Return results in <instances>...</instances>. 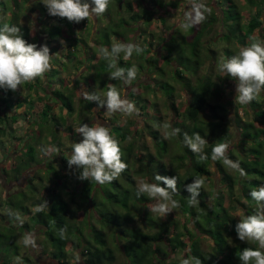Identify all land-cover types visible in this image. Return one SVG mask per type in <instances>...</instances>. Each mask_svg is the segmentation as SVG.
<instances>
[{
    "label": "trees",
    "instance_id": "16d2710c",
    "mask_svg": "<svg viewBox=\"0 0 264 264\" xmlns=\"http://www.w3.org/2000/svg\"><path fill=\"white\" fill-rule=\"evenodd\" d=\"M191 1L190 8L183 5L179 12L183 0H117L112 4L110 2L108 10L102 16L90 20L92 26L89 29L85 25L78 30L80 23L50 16L46 6L38 0H0V18L4 17L10 25L19 26L24 39L29 43L39 46L38 33L45 36L41 45L47 44L54 62L43 77L23 85L28 90L39 88L35 91L36 99L30 98L27 93H21L22 89L19 88L16 92L0 88V102L5 104V109L0 111V135L8 134V129L5 131L2 126L7 125L8 121L16 122L20 117L36 120L37 130L33 129L36 134L32 136L37 138V142L24 146L21 151V163L12 161L10 167L13 174L23 170L22 164L27 169L31 164L39 163L41 159L37 157L40 152H45L46 144L58 149L56 154H60L63 161L66 159L65 164L68 166L67 158L70 155H63L64 151L60 149L63 141L59 133V127L67 124L66 118L61 114L52 113L54 105L58 104L60 109L72 115L76 83L80 82L85 84L88 92L99 94L106 93L107 85L113 84L123 96L121 89L126 85L119 80L108 79L107 61L98 54L99 48H110L113 37L116 41L129 42L132 38L130 36L136 30L142 35L141 41L144 44V52L141 55L134 53L128 60L121 56L118 61L120 67L129 68L135 64L139 69L127 96L135 102L140 114L132 117L119 112L112 114L109 126L111 134L120 142L122 159L127 163L128 169L118 179L108 183L105 189L94 181L81 180V191H85L84 203L92 192L93 204L89 200V207L95 206L96 211L90 209L82 214V208L85 206L80 203L77 209L73 210L70 202L62 195V191L68 190L64 181L66 176L53 167L51 160L46 162V167L54 169L55 183L54 187L46 188L45 196H38L41 188L33 185L32 191L36 195L30 197L23 193V203H15L13 207L8 201L13 193L4 196V201H8L4 203V207H1L0 200L1 210L5 211L0 210V223L5 221L7 215V224L10 225L9 231L14 240L17 239L13 234L16 228H20L24 233L29 232L28 229L30 233L42 234L40 241L35 243L34 254L29 252L22 256L23 264H43L40 262L43 259L36 258L43 256L40 253L49 254L50 258L59 264H72L69 259L73 251H79L80 254L79 261L73 264H118L116 248L119 250L120 246L124 255V262L120 264H179V261L171 259L170 254L182 248H185L184 257L188 254L197 256L203 264H240L238 255L243 248L258 247L255 242L240 241L235 232V225L239 221L236 212L240 215L252 214L257 207L249 192L264 183V92L247 105L235 104V99L231 100L230 104L236 109L230 117L228 105L222 103L220 96L228 81L233 79L219 73L217 62L221 56L227 58L236 54L241 46L251 43L252 37L264 40V0H215V5L204 4L211 10L206 13V20L197 25V28L194 26L187 29L184 34V31L177 29L186 22V14L193 10L192 7L194 8L197 2L200 3L199 0ZM177 12L185 17L177 16L175 20L171 19L170 22L173 23L169 25L168 16ZM33 19L34 29L38 25L40 30L31 35L29 24ZM85 20L81 21V24H86ZM174 23L181 26L175 28ZM216 24L220 26V30L211 39L203 42V36L206 37ZM150 26L159 27L163 33L155 34L153 29H149ZM188 34H192V39L188 38ZM52 36H56V39ZM176 38H180L183 43L174 41ZM153 41L163 42L159 49L161 62L159 63V60L158 64L152 58ZM67 44L69 45L66 47ZM72 46H76V51ZM60 49H65V53H59ZM183 58L186 59L184 64L179 62V59ZM189 62H192L190 67ZM204 62L205 72L202 73L200 68L202 69ZM82 67H85V70L77 73L76 70ZM214 68L216 71H213ZM69 69H72L70 73ZM61 74L64 76L61 77ZM72 74L76 76L75 79H71ZM145 74L150 76L152 83L140 80ZM51 75L52 78L58 76L51 80ZM43 79L48 80L47 87L51 89L43 85ZM54 81L56 86H51ZM173 81L181 85L184 95L187 96L182 110L176 107L177 93ZM99 83L103 86H99ZM148 89L162 92L167 108L176 116H172L171 125L181 129L180 135L175 137L179 153L174 155L175 164L171 167H166L158 161L159 159L155 160L151 154L141 157L135 152L136 147L138 150L145 149L144 135L151 137L158 157L168 152L169 143L158 128L164 122L161 112L155 100L143 96V91ZM79 101L82 105L80 110L85 108L93 113V108L97 107V102H89L83 98ZM239 107H242L244 116L239 115ZM86 123L89 126L92 124ZM67 128L71 130L70 126ZM44 132L50 137V142L43 141L41 135ZM184 132L189 135L199 132L208 140L205 148L208 160L200 161L197 155L184 146ZM67 134L81 138L75 129ZM236 134L238 138L235 141L233 138ZM128 137L132 138L131 141ZM41 141L43 144H40ZM224 141L230 143L229 158L240 161L247 172L246 177L226 169L221 161L211 160L212 147ZM137 142L140 143L137 145ZM134 163L140 166L139 169L135 168V171L150 177L151 182H155L156 174L178 177V191L174 199L179 201L180 207L177 209L186 217L182 230H178L179 223L173 217L158 219L154 216L148 208L150 199L146 195L137 197L136 180L131 172ZM20 168L22 170H19ZM211 168L218 174V187L212 181ZM69 170V177L76 179L79 176L74 169ZM196 176L206 177L212 187L207 191L203 186L199 205L192 207L188 204L189 194L184 190V186L191 183ZM70 192L68 193L72 197L71 202H74L75 188ZM79 194L81 195V192ZM30 199L35 207L44 200L48 202L49 207L43 212H35V209L32 211L27 206ZM17 213L21 218L23 215L27 216L22 218L23 224L15 227ZM104 226L110 228L111 232L108 233ZM64 227L67 228L66 238L61 239L59 230ZM108 235L115 245L109 242ZM183 236L187 237V241L180 239ZM37 249H40V253ZM17 257L19 251L17 252L16 248L14 260L9 263L1 260L0 264H15Z\"/></svg>",
    "mask_w": 264,
    "mask_h": 264
},
{
    "label": "clouds",
    "instance_id": "9594fccd",
    "mask_svg": "<svg viewBox=\"0 0 264 264\" xmlns=\"http://www.w3.org/2000/svg\"><path fill=\"white\" fill-rule=\"evenodd\" d=\"M46 6L50 16L66 18L69 22L80 23L102 16L109 7L110 0H38ZM211 10L202 3H196L191 12L186 14V22L182 27L187 30L203 23ZM35 15V14H34ZM30 24H34L30 21ZM144 48L137 43L113 42L111 47L101 46L98 54L107 61L108 79L119 80L124 85H131L136 80L139 69L133 64L129 68L119 66L121 54L125 60L133 54L141 55ZM53 55L47 44L37 45L24 39L21 28L7 22L0 23V88L16 92L24 84L43 77L51 68ZM218 71L224 76L231 77L236 82L235 103L250 104L264 92V40L251 38V43L241 46L239 51L225 58L219 57ZM82 98L89 102H97V111L106 106L109 114L121 113L124 116H139V109L135 102L121 95L113 84L107 85L106 93L99 94L81 90ZM163 130L164 139H172L180 135L181 129L175 128L170 122L159 125ZM75 132L82 137L79 142L72 144V151L67 158L69 169L79 173L80 180H88L98 185L112 183L128 169L127 163L122 159L123 153L120 142L111 134L109 127L97 122L94 124L83 123ZM131 137L128 140L131 141ZM182 143L200 161L209 159L205 148L208 140L199 132L189 135L183 133ZM230 143L227 141L216 143L211 149V160L221 161L226 169L238 172L241 177H246L247 172L239 160H232L228 156ZM206 177L196 176L191 183L184 186L188 195V204L192 207L199 205L201 189L205 185ZM155 182L140 179L137 183V197L146 195L155 203L149 206L151 213L160 218H166L174 209L180 207L178 200L174 199L178 189V177L156 174ZM163 185V186H161ZM250 197L256 202L257 207L252 214L240 215L235 225V232L240 241H252L258 244L257 248H243L238 259L240 264H264V183L249 192ZM48 202L35 207V212H43L48 208ZM15 219L23 224L17 213ZM67 228H61V239L66 238ZM22 242L26 247H35V237L32 233H25ZM19 260V257H17ZM79 260V256H77ZM179 264H203V261L191 254L180 259Z\"/></svg>",
    "mask_w": 264,
    "mask_h": 264
},
{
    "label": "rangeland",
    "instance_id": "374dc122",
    "mask_svg": "<svg viewBox=\"0 0 264 264\" xmlns=\"http://www.w3.org/2000/svg\"><path fill=\"white\" fill-rule=\"evenodd\" d=\"M115 1H117V0H110L111 4L114 3ZM199 1L203 5L205 4V6H210V5L216 4L215 0H199ZM191 2H192L191 0H183V2H182L183 4L180 5L179 12L185 5H186V8L187 7L190 8V6H192ZM192 9H193V7H192ZM182 15L183 14L180 15L177 12L174 15L168 16V18H169L168 24L172 25L171 23H173V22H170L171 19L175 20L177 16L181 17ZM183 17H185V16L183 15ZM4 22L8 23V20H5L4 17L0 18V23H4ZM85 23L86 24H81V22H80L79 26H77V29L79 30L80 27H85V25L87 26V29H89L92 26L90 20L89 21L85 20ZM81 25H83V26H81ZM178 26H181V25H178V24L174 25L175 28ZM29 28H31V32H30L31 35H34L36 32L38 33V29H39L38 25L34 29V24H29ZM150 28L154 30L153 32L155 34H158L160 32L163 33L162 29H160L159 27H151L150 26L149 29ZM195 28H197V25ZM177 30L181 31V32L184 31V34L186 33V30L182 27H180ZM219 30H220V26L218 24L214 25V27L212 28V31L209 34H207L206 37H205V35L203 36V39H202L203 42H205V40H209V38L211 39L213 37V35L216 32H218ZM171 31H173V30H171ZM133 33L134 34L130 36L132 38L130 39L129 42L137 43L141 47L144 46L143 41H141L142 35L139 34V31L136 30ZM136 34H138V35L136 36ZM38 35H39V41H40L39 45H41V43H43V41H44L45 36H43L40 33H38ZM174 35H176V34H174ZM138 36H140V37H138ZM52 38L56 39V36H52ZM188 38L192 39V34H188ZM112 40H113L112 42L116 41L114 37ZM174 41H176L177 43H181V44L183 43V41L180 40V38L179 39L176 38V39H174ZM92 43H94V42H92ZM125 43H127V42H125ZM152 43H153V45L151 47L152 58H154L156 60V64H158L159 60H160L159 63L161 62V59H159L161 51L159 49H161V45L163 42L153 41ZM68 45L69 44H67L66 47ZM72 47L75 48V51H76V46H72ZM158 50H159V52H158ZM58 52L61 54L65 53V49H60ZM50 54H52L51 51H50ZM121 56L123 57L122 54H121ZM185 60L186 59H184V58L179 59V62L184 64ZM162 64H163V62H162ZM191 64H192V62H189L188 67H190ZM52 65H54L53 59L51 60V66ZM169 69H170V66H168L167 70H169ZM71 70L72 69L68 70L69 73L71 72ZM84 70H85V67H82V68H80V70H76V72L80 73V72H83ZM213 71H216V69L214 68ZM200 72H202V73L205 72V62L202 65V69L200 68ZM63 74H61L60 76L61 77L64 76ZM57 76L58 75H55L52 78V75H51V80L55 79V77H57ZM70 77H71V79L72 78L75 79L76 76H74V74H72ZM43 80H45V82H44L45 84H43V85L44 86L46 85V87H47V81L48 80L47 79H43ZM140 80L146 81L148 83L153 82L152 79L150 78V76L147 74H145L144 77L140 78ZM52 83H54V84H51V86H56L55 81ZM56 83L58 84L57 80H56ZM172 83H173L174 87L176 88V93H177V95H176V98H177L176 99V107H178L179 110H182V108L186 104L185 100L187 99V96L184 95V93L182 91V87L177 81H173ZM76 84H77L76 89H75L76 92H75L74 102H73V105H74L73 114L68 115L64 109H60L58 104H55L53 109H52L53 114H59V115L61 114L63 117L66 118L67 124L59 127V133H60V136L62 137L61 140L63 141L62 144L60 145V149H62L64 151L63 155H65V154L70 155L71 151H72V144L75 142H79L82 139V137L79 139H78V137H72V135L67 134V132L70 133L73 129L78 128L81 124L86 123V122H90L92 124L99 122L102 125L109 127L110 126V119L112 116V114H109L106 112V110H107L106 106L100 108L98 111L96 110L97 107L95 106L93 108V113L88 112V110L85 108L80 110V108L82 106L80 101H79L80 98H82L81 90L83 89V90L87 91V88H86L85 84L82 82L76 83ZM99 86H103V85L99 83ZM130 87L132 88L131 85L130 86L126 85L125 88L122 87L121 91L124 93L123 97L128 98V96H127L128 92L127 91L131 89ZM47 88L51 89V87H47ZM19 89H22L21 93H23V94L27 93V94H29L30 98L36 99L35 97H36L37 93L35 94V91H37L39 88L34 87V88L28 90V88H26V86H22ZM143 96L147 97L149 99L155 100L157 107L161 112L162 120H164V122H170L172 120V116L176 118V116H174L173 112L167 108L166 102L164 101V97H163V94L161 91H159V90L151 91L149 89L146 91L144 90ZM235 96H236V82L234 80H229L228 84L226 85L224 92L220 96V100L222 101V103H225L226 105H228L230 117H232L234 115V111L236 109L230 104V101L234 100ZM13 97H15V94L13 95ZM4 106H5V104L0 102V111H3V109H5ZM103 110H105V111H103ZM80 112H82V114H80ZM238 113H239V115L244 116V111H243L242 107L238 108ZM2 126L5 127V131L8 129V134H7L8 136L6 134L0 135V200L2 203L1 207H4V203L6 204L8 201L11 202V205L13 204V207L15 206V203H16V205H18V203L19 204L23 203L22 199L24 197V194H27L30 197H34L36 194H35V192L32 191L33 185L39 186L41 188L38 196H41V197L45 196L47 193L46 188L50 189V188L54 187V183H55L54 169L46 167L47 166L46 162L48 160H51L53 165H54L53 167L55 169H57V171L61 175L63 174L64 176H66L64 181H65V184L68 186V190L66 192L62 191L61 188H58V190L62 191L63 197L66 198L70 202V206L73 208V210H76L78 207V203H80L81 206L83 204V206H85V208H86V209L84 207L82 208V211H81L82 214L83 213L85 214L86 211L87 210L89 211L90 209H92L94 212L96 211L95 206H92V208L89 207V204H90L89 200H91V202L93 201V199L91 197L92 192L89 195L88 200L84 203L83 196H84L85 191L84 190L81 191V188H82L81 180L78 177L76 179L69 177L70 170H69L68 166L65 164L66 159L64 161L61 160L60 154H56L57 153L56 151H58V149L51 148L50 144H46L45 152L39 153V157H37V158L41 159L39 163L33 164V165L31 164L27 169L25 168L26 166L24 164H22L23 170L20 168L19 170H22L20 173L13 174L11 172V167H10V164L12 163V161H15V163H18L23 158L21 151H23L24 146L26 144H29V143L33 144V142H37V138H35V136H32V135L36 134V131H33V129L37 130V127L35 128L36 120H35V118L32 119L31 117H29V118L27 117L25 119L20 117L16 122L11 123V121H8L7 125H5V126L2 125ZM68 126L71 127V130L67 128ZM158 128H159L160 132L163 134V130L160 127H158ZM41 136H42L43 141L50 142V137L47 136L45 132ZM18 137H20L21 139H18ZM237 138H238V135L236 134L235 137L233 138V140L236 141ZM143 140H145V144H144L145 149L138 150L136 147V150H135V152L138 156L146 157L148 154H151L152 158H154L155 160L159 159L158 161L163 163L166 167H171L172 165L175 164L174 163L175 161H173L174 155L179 153V149L177 148V146L175 144V138L167 139V141L169 143L168 152L161 155L160 157H158V154L155 150V147L153 146L151 137L148 135H144ZM43 141H41L40 144L41 143L43 144ZM138 143H140V142H137L136 144L138 145ZM60 149H59V151H61ZM20 163H21V161H20ZM139 167H140L139 165L134 163V166L131 170L133 177L136 180V186H137V183L140 179H144L148 182H151L150 177H148V176L145 177V176H143V174L135 171V168L139 169ZM211 170H212V179H213L212 181H214V184L217 185V187H218V185H219L218 174L214 173L213 168H211ZM75 172L77 173V171H75ZM40 176H42L41 179H40ZM60 182H61V180H60ZM209 183H210L209 181H206L205 185H204V188L207 191H209L212 187L209 185ZM106 185L107 184H104L101 186L103 189H105ZM74 188L76 191V195L74 194V196H75V198L73 199L74 202H71L72 197L69 193H71L70 190L72 191V190H74ZM80 192H81V195L79 194ZM6 193H9V194L13 193L12 195H10L7 202H6V200L4 201V199H5L4 196L7 195ZM32 201H33L32 199L28 200L27 206L29 207L30 210L33 211L35 209V206H33ZM153 203H155V201L150 200V202L148 204L151 205ZM91 204H93V202ZM1 207H0V210H1ZM1 212H5V211H3V209H2ZM76 213H78V212L76 211ZM153 215L156 216L158 219H162L155 214H153ZM239 215H240L239 212H236V216L239 217ZM26 216L27 215H23L22 218H26ZM169 216L173 217L175 220L178 221V223H179L178 230H182V228H183L182 224L185 223V219H186V217L183 215V213H181L180 210H178V209H174L171 213H169L167 215V217H169ZM166 218H163V219H166ZM8 219L9 218L6 215L5 221L0 223V263H1V260H2V262H6V263H9L10 260H14L15 249L17 248V252L19 251V260H17V258H16L14 263L15 264H23L22 260H21L22 256L29 254V252L34 254V250H33L34 247L33 248L30 247V249H29L28 247L24 246L21 238L25 233L22 230H20V228H16L17 229L16 231L14 230L13 234H15L16 235L15 237L17 238L16 240H14V236H12L11 232L9 231L10 225L7 224ZM138 219H139V216L137 217V220ZM91 221L94 222L99 227H102V225L99 224L98 222H96L94 219H91ZM186 224H187V222H186ZM14 226L15 227L20 226L19 221L14 222ZM104 228L108 233H109V231L111 232L110 228H108L106 226H104ZM10 230H12V229H10ZM7 231L10 232L8 235L6 234V233H8ZM27 231L30 232V230H28V229H27ZM29 232H26V233H29ZM32 234H34L35 243L37 241H40L42 234L38 235L35 232H33ZM108 239H109V242L111 244L115 245V242L112 240L110 235H108ZM180 239L187 241L186 236H183ZM207 242H209V241H207ZM204 245H205V240H204ZM37 246H38V243H37ZM119 246H120V242H119ZM18 247H20V248L18 249ZM28 250H30V251H28ZM116 250H117L116 263L120 264V263L124 262V255H123V252L121 250V246L119 247V250L117 248H116ZM184 250H185V248H182L181 250H179L175 253H171L170 254L171 259L176 260V261H180V259L183 258L185 255ZM37 251L40 253V249L39 250L37 249ZM40 254H42L43 256H36V258H38L39 260L43 259L42 261H40L41 263H43V264H59L57 261L52 260L49 256V254H47V255H45L44 253H40ZM77 256H80L79 251H77V253H75V251H73L71 254V258L69 259L70 263L73 264V263L79 261V260H77Z\"/></svg>",
    "mask_w": 264,
    "mask_h": 264
},
{
    "label": "flooded vegetation",
    "instance_id": "af4514ba",
    "mask_svg": "<svg viewBox=\"0 0 264 264\" xmlns=\"http://www.w3.org/2000/svg\"><path fill=\"white\" fill-rule=\"evenodd\" d=\"M7 194V193H6Z\"/></svg>",
    "mask_w": 264,
    "mask_h": 264
}]
</instances>
